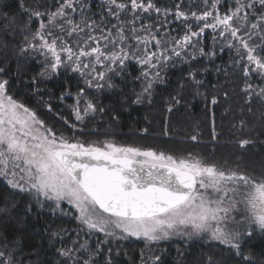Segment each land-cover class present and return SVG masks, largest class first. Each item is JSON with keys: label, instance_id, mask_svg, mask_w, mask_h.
I'll use <instances>...</instances> for the list:
<instances>
[{"label": "snow or ice", "instance_id": "1", "mask_svg": "<svg viewBox=\"0 0 264 264\" xmlns=\"http://www.w3.org/2000/svg\"><path fill=\"white\" fill-rule=\"evenodd\" d=\"M231 3L234 7L221 13L220 0H203L204 10L199 14L191 11L190 15L177 5L174 15L184 22V35L173 37L171 21L167 20L171 9L156 7L154 0H102L99 20L91 13L87 0H55L54 11L52 6L34 11L19 0L16 12H0V34L13 39L22 35L20 54L43 56L39 75L45 79H51L61 69L79 73L85 87L79 88L72 106L77 121L97 111L96 104L86 97L87 90L114 88L113 77L122 76L131 60L143 69L135 77L141 81L142 91L134 103H140L144 95L151 97L154 83L162 82L161 70L174 57L186 55L191 48L190 59H197L198 38L206 29H212L214 42L218 34L230 49H235L239 57L235 63L243 65L242 91L250 101L254 91L250 76L255 73L264 80V0ZM153 11L157 22L144 23L145 14L150 18ZM161 15L164 20L159 19ZM24 16L27 22L18 28V20ZM34 19L40 23L30 32ZM189 19L196 23L197 31H192ZM254 38L260 43H253ZM198 55L210 58L214 53L200 47ZM197 74L196 69L188 73L196 88L202 84ZM7 86V80H0V177L11 189L28 192L41 204L48 201L59 207L67 201L90 233L118 239L143 238L146 243L168 240L174 235L206 234L227 246L237 264H255L251 253L241 251V241L257 230L264 234V172L251 175L192 153L175 155L112 141L85 144L57 136L34 112L8 95ZM255 97L264 104V88L255 92ZM212 103H216L215 98ZM249 143L240 141L241 147ZM245 228L246 232L241 230ZM58 252L69 264H94L99 244L92 250L85 241L79 248L65 247ZM18 255L16 242L0 236V264H24ZM159 261L160 256L154 252L146 256L141 251L140 264ZM107 264H112L110 259ZM207 264H212V257Z\"/></svg>", "mask_w": 264, "mask_h": 264}, {"label": "trees", "instance_id": "2", "mask_svg": "<svg viewBox=\"0 0 264 264\" xmlns=\"http://www.w3.org/2000/svg\"><path fill=\"white\" fill-rule=\"evenodd\" d=\"M162 1L158 3H172ZM87 2L91 13L96 14L95 19L99 20L102 2ZM18 3L19 0H0V12H16ZM24 3L34 11H45L49 6L54 11L56 6L55 0H24ZM38 4L44 7H35ZM26 22V16L20 18L17 27ZM39 23V19H34L30 32H34ZM177 32L180 34L181 30ZM207 37L205 46H197L195 61L190 59L191 48L186 50V55L174 57L166 69L161 70L162 82L154 83L151 97L142 96L140 103H134L142 91L141 81L135 77L143 69L134 60L127 62L124 74L113 77L114 88L102 92L87 90L86 97L96 104L97 111L82 121L76 120L72 106L79 88L85 87L83 78L79 73L63 69L51 79L41 77L43 56L32 52L21 55L22 35L13 39L0 34V69H3L0 77L8 81L7 92L34 110L57 134L86 144L102 145L104 141H112L175 155L192 153L209 162L259 176L264 172V104L255 97V92L264 88V80L255 73L250 76L254 91L249 101L242 91L245 87L243 65L235 63L239 59L235 49L210 46ZM200 47L214 55L199 56ZM192 69L198 70L196 79L202 81L198 88L193 87L188 78ZM197 91L199 95L195 94ZM193 136L197 138L195 141L191 139ZM242 140L251 143L241 147ZM0 210V236L16 242L17 258L23 259L24 264H69L58 249L72 244L79 229L74 219L38 210L2 181ZM103 247V252L94 258V264H107L109 259L112 264H140L141 243H127L119 254L108 253L106 246ZM143 250L146 256L152 253ZM152 251L160 256L159 264H207L209 257L212 264H237L234 253L219 244L170 241ZM241 251L251 253L255 264H264V234L258 232L244 240Z\"/></svg>", "mask_w": 264, "mask_h": 264}, {"label": "rangeland", "instance_id": "3", "mask_svg": "<svg viewBox=\"0 0 264 264\" xmlns=\"http://www.w3.org/2000/svg\"><path fill=\"white\" fill-rule=\"evenodd\" d=\"M99 1L102 2V0H99ZM158 1L164 2L162 0H154V3L156 5V7H159L161 9H171V11H172V14L167 17V20L171 21L170 29L173 30L171 32L173 37H182L184 35V22L181 21V20H176L175 15H174L177 5H180L181 6L180 10L188 12L189 15H190L191 11H195V12H197L199 14L200 12H202L204 10L203 0H177L176 2H175V0L174 1L171 0L172 3H170V4L169 3H165V5L162 4L161 2L159 4ZM230 6L234 7V4L231 3V0H220V4L218 5V9H219V11L221 13H224V12H226L228 10V8ZM145 16H146V18L143 21L144 23H156L157 22V15H156L155 11H153L151 13L150 18L148 17V14H145ZM159 19L160 20H164L163 15H161L159 17ZM111 23H115V21L111 20ZM187 23L192 25V31H197L198 30V27H197L196 23L193 20L189 19L187 21ZM173 24L175 25L174 27H172ZM180 30H181V33L178 34L177 31H180ZM208 33H209V35L207 37L206 34H208ZM213 36H214V33H213L212 29H206L204 31V33H202L200 35V37L198 38L199 44L197 46H205V42H204V40L206 39L205 37H207V40L209 41L210 46H228V42L226 40H224L223 38H220L218 36V34H216L215 42L213 40ZM194 39H196V38H194ZM252 42L255 43V44H259L260 43V41L258 39H256V38H254ZM0 80H4V79H2L0 77ZM8 95L12 96L9 93H8ZM14 99L17 102L22 103L19 100H17L16 98H14ZM75 103H76V101H75ZM24 106L27 107L30 111L34 112V110L29 108L28 106H26V105H24ZM80 107L83 108V104H81ZM36 116H37V114H36ZM37 118L39 120H41L38 116H37ZM44 126L46 128L51 129L45 123H44ZM56 135L60 136V134H57V133H56ZM74 140H76V139H74ZM78 140H80V139H78ZM80 141H82V140H80ZM117 145H119V144H117ZM124 146H129V145H124ZM142 149H144V148H142ZM223 167L232 169V167H230V166H223ZM0 181L4 182L6 184V181L4 180V178L0 177ZM9 189L15 194H20V195L24 196L28 200V203L31 206L36 207L40 211L41 210L42 211H46V212H48V213H50L52 215L60 216V217H66V218H69V219H74L76 221L77 225L79 226V229H78L77 233L75 234V236L72 238V244L71 245H67L66 247L79 248L80 244H83L85 241H87L89 247L92 250H95L97 248V245L99 244V254L101 252H103V250H104L103 246H106L105 248H107L108 253H112L113 252L115 254H119L121 249L123 247H125V245L127 243H130V242L143 244V247H142L141 250H143V248H145L146 252H148V253L149 252H153L152 250L158 248L163 243L170 242V241H177V242H181V243H184V244H189V243H192V242H205V243H212V244L221 245L218 241H214V240L209 239L208 235H206V234H203V235H200V236L193 235L191 237H189L187 235H174V236L170 237L168 240H162V241H157V242L146 243L143 238H137V237L129 236L127 238H119L118 239L116 237H106L103 233H100V232H91L90 233V231L86 228V226H83L80 223V221L77 219V216H78L77 210L72 205L68 204L67 201H62L60 203L59 207H57L54 202L44 201L41 204V203L37 202V200H36L34 195H32V194H30L28 192H20L18 190L11 189L10 187H9ZM236 219L239 220L240 217L236 216ZM241 230L245 231V232L247 231L246 228L245 229H241ZM258 232H259L258 230L254 231L253 235L258 233ZM81 233H82V235H81ZM118 235H120V234L118 233ZM247 238H250V237L245 236L242 239L241 243L244 240H246ZM74 241L76 242L75 244H73ZM222 246H224V245H222ZM224 247H227V246H224ZM108 258L109 257L107 256V259Z\"/></svg>", "mask_w": 264, "mask_h": 264}]
</instances>
